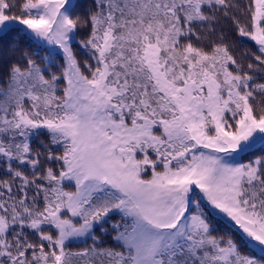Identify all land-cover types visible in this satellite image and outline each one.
I'll use <instances>...</instances> for the list:
<instances>
[{
    "label": "snow or ice",
    "instance_id": "snow-or-ice-1",
    "mask_svg": "<svg viewBox=\"0 0 264 264\" xmlns=\"http://www.w3.org/2000/svg\"><path fill=\"white\" fill-rule=\"evenodd\" d=\"M0 264H264V0H0Z\"/></svg>",
    "mask_w": 264,
    "mask_h": 264
},
{
    "label": "trees",
    "instance_id": "trees-1",
    "mask_svg": "<svg viewBox=\"0 0 264 264\" xmlns=\"http://www.w3.org/2000/svg\"><path fill=\"white\" fill-rule=\"evenodd\" d=\"M88 243H91V241L89 240ZM83 246H84V245H82V244H72V245H71V247H72L73 249H75V248H80V247H83Z\"/></svg>",
    "mask_w": 264,
    "mask_h": 264
}]
</instances>
